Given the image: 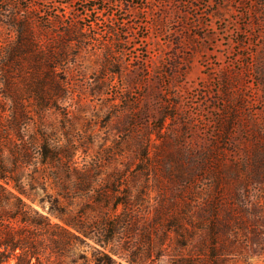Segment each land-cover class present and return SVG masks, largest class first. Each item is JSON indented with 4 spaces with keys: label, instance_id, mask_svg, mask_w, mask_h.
I'll return each mask as SVG.
<instances>
[{
    "label": "rangeland",
    "instance_id": "rangeland-1",
    "mask_svg": "<svg viewBox=\"0 0 264 264\" xmlns=\"http://www.w3.org/2000/svg\"><path fill=\"white\" fill-rule=\"evenodd\" d=\"M21 23L58 55L46 112L26 58L11 73L25 139L64 153L10 175L48 217L40 264H264V0H0L5 108L3 48ZM7 141L0 126L4 158ZM171 200L177 227L157 223ZM127 212L107 244L99 229Z\"/></svg>",
    "mask_w": 264,
    "mask_h": 264
},
{
    "label": "trees",
    "instance_id": "trees-1",
    "mask_svg": "<svg viewBox=\"0 0 264 264\" xmlns=\"http://www.w3.org/2000/svg\"><path fill=\"white\" fill-rule=\"evenodd\" d=\"M26 24L21 23L15 26L16 39L3 48L2 57L3 92L4 96L12 101L7 108L0 104V126L7 129V145L10 146L3 145V147H8L10 150V156L4 158V148L0 150L3 158L0 161V180L5 182V184L0 182V264H11L12 261V264H40L41 253L36 245L37 233L44 229L42 221L48 220V217L38 213L27 205L20 195L8 188V185L12 183L10 175L20 173L24 161L26 159L31 160L36 155L41 156L42 162L52 163L64 154L59 151L60 148L52 151L48 146L38 145V140L35 138L32 140L25 139L26 130L23 127L24 106L15 92V83L11 79V73L21 70L24 66L22 59L26 58V64L31 65L33 70L30 78L33 89L32 95L36 98L41 110L46 112L50 107V95L47 90L55 81L54 72L56 71L58 56L56 55V48L53 45H44L42 40L32 35L31 28L29 30ZM69 33L63 32L62 34ZM16 141L19 143H16ZM10 157L13 158V162L8 163ZM85 180V178H81L79 184L83 185ZM13 187L18 189L16 186ZM18 191L20 194H24V192ZM124 204L125 208L131 205L129 201L124 202ZM176 205V200H171L168 204H161V209L157 212V223L161 225V222L168 217V221H171V227L179 226L180 219L178 215L174 213H172L173 215H167V211L174 209ZM61 213H63V210H61ZM134 221L135 219L129 212L123 217L116 216L99 229L100 234L107 244H113L120 235L127 233L126 227ZM46 223L49 224V222ZM64 232L68 240L73 235L67 229H64ZM145 233L147 234V240L150 242L151 232L145 230ZM58 243V239H55L54 244ZM204 244L208 250L213 246L205 243V241ZM115 254L116 252L105 253L102 259L95 258L94 262L95 264H116L117 262L113 256Z\"/></svg>",
    "mask_w": 264,
    "mask_h": 264
}]
</instances>
